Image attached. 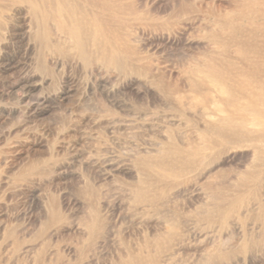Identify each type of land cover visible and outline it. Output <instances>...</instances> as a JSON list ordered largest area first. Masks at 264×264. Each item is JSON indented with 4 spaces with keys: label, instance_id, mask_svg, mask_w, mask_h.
Listing matches in <instances>:
<instances>
[{
    "label": "rangeland",
    "instance_id": "obj_1",
    "mask_svg": "<svg viewBox=\"0 0 264 264\" xmlns=\"http://www.w3.org/2000/svg\"><path fill=\"white\" fill-rule=\"evenodd\" d=\"M143 3L159 17L121 31L149 66L145 77L136 61L135 75L82 61L52 21L47 45L25 4L4 13L0 264H126L138 253L149 264H264V131L247 124L255 141L240 144L202 134L226 112L209 114L220 108L212 78L193 84L221 46L236 56L231 38L246 21L225 16L239 0ZM180 144L195 147L182 158L195 163L189 172L158 177L147 167ZM150 185L144 202L138 189Z\"/></svg>",
    "mask_w": 264,
    "mask_h": 264
},
{
    "label": "bare ground",
    "instance_id": "obj_2",
    "mask_svg": "<svg viewBox=\"0 0 264 264\" xmlns=\"http://www.w3.org/2000/svg\"><path fill=\"white\" fill-rule=\"evenodd\" d=\"M0 1L3 2L0 4V30L5 29L6 31L7 28L8 16L6 15L5 17L4 13L7 14L8 11L12 10V7L18 4H25L26 11L40 24V34L38 36L47 45L51 46V32L48 23L52 21L61 35L67 39L68 49L82 61L86 63L98 62L106 68H117L121 71H129L132 74L136 72V67L133 64L136 61L139 63L140 70L142 67V75L148 74L146 72L149 71V66L142 61L144 58L139 56L137 48L130 44L126 28L127 26L129 27V22L131 23L132 20H138L142 25V23L152 18H158L160 10L154 4L147 6L143 3V0ZM18 7L20 8V6ZM25 7L23 8L25 9ZM134 10H136L137 14L132 17L123 15L124 11L131 14ZM227 16H229L231 21L232 18L246 21L243 35L235 40L231 38V41L235 43L236 56L234 58L231 57L230 52L227 55V47L225 45L224 47L221 46L222 56L226 58L215 55L209 56L206 62L194 70L193 73H199L200 76L199 82L193 81V84L195 90H198L199 84L204 85L209 78H212L211 85L215 93L214 98H216L214 103H219L220 108L218 107L217 109L216 107V110L213 109L209 114H216L217 111H224V109V112H226V116H221L215 124L209 122L205 124L201 131L202 134L211 131L224 143L240 144L243 141L252 140L253 136L251 130L249 131L246 128L247 124L251 123L264 131V108L259 107L264 106V52H262L264 45V0H239V4L233 6L225 17ZM143 27L145 26L143 25ZM122 29H126V32L121 31ZM256 31L257 33L259 32V35L254 38ZM2 36L0 32V41ZM89 46L92 47V52H90ZM55 49L59 53H64L65 51V48L60 45H56ZM46 62L48 64V59H46ZM249 71L252 72V75ZM221 105H223L224 109ZM193 148L195 147H192V145L181 146V144L180 147H172L169 152L172 155L175 154L174 157L162 158L154 163L147 162V167L155 166L158 177H165V175L180 177L194 163L189 164L185 159H182L185 155L191 154ZM151 177H147V180H150ZM152 190L153 187L151 185L149 188H139V195L141 194L143 197L141 200L147 201V194L151 193L153 195L156 191L152 193ZM56 216L57 214H52L53 219ZM92 223L94 228L99 226L97 224L98 219L92 220ZM87 227L92 228L91 224L90 226L87 225ZM175 233L172 231L165 237L173 238ZM154 236L152 238L156 242L158 238ZM149 261L150 257H144L138 253L130 256L126 264H149Z\"/></svg>",
    "mask_w": 264,
    "mask_h": 264
}]
</instances>
